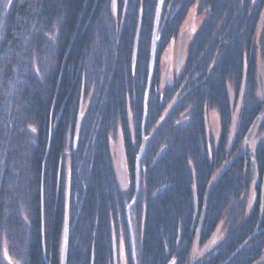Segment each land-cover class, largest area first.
<instances>
[{
  "label": "trees",
  "instance_id": "obj_1",
  "mask_svg": "<svg viewBox=\"0 0 264 264\" xmlns=\"http://www.w3.org/2000/svg\"><path fill=\"white\" fill-rule=\"evenodd\" d=\"M194 7L203 22L181 72L161 89L162 55ZM263 9L264 0H0V264H61L66 210V264H254L263 256L264 113L251 135L260 136L255 177L249 163L226 157L230 144L233 153L251 143L263 106L255 42L261 28L264 57Z\"/></svg>",
  "mask_w": 264,
  "mask_h": 264
},
{
  "label": "rangeland",
  "instance_id": "obj_2",
  "mask_svg": "<svg viewBox=\"0 0 264 264\" xmlns=\"http://www.w3.org/2000/svg\"><path fill=\"white\" fill-rule=\"evenodd\" d=\"M202 22H203V17L199 16L196 13L195 7L192 8V10L189 12V15H188L183 27H182V31L178 35L177 39L173 40L168 45V47L166 48L165 52L162 55L161 72H160V78L161 79H160V86H159L161 89H164L165 86H167L168 84H171L175 80V77H177L179 75V73L181 72V70H179L177 73L176 72L177 70H175V68H174L175 62H176L177 58H179L178 54L180 52V41H182V43H184V48L182 50L183 56L181 55L182 56L181 58L183 61V60H185L186 50H187L190 42L192 41V38L194 37V35L198 31V29L200 28ZM182 34L186 35L184 40L182 38V36H183ZM260 40H261V28H259L257 30V34L255 36V42H256V47H257L256 66H257L258 74H260L262 81H263V84H264V57L261 55L260 50H259ZM182 65H183V62L180 65V68H182ZM259 94H260V91H259ZM228 95H229L230 101L233 102V100L235 98H234L233 92L230 88H228ZM260 99H261V96H260ZM237 103H236V106L234 108V116L237 114L238 108H239L238 107L239 102H237ZM208 123L210 124V130H212V133L214 132L217 135L218 122H217V117L215 114H212L209 116ZM259 139H260V136H258V135L251 137V139H250L251 143L249 144V147L253 148V146L256 145V143L258 142ZM112 160H113L114 166H116L115 167L116 168L115 174H116L117 182L121 188H126L128 186L127 176L117 169V167H118L121 170V167H124L123 159H122V150L120 148V144L117 141V139H114V141L112 142ZM252 202H253V194H250L249 198L247 200L244 216H246L248 214V212L250 211ZM224 233H225L224 226H222V224H221V225H219V227L217 229V234H219L220 236L223 237ZM201 255H202L201 250H198V247H196L195 251H194V257L193 258L198 259ZM121 264H124L123 260H122Z\"/></svg>",
  "mask_w": 264,
  "mask_h": 264
},
{
  "label": "water",
  "instance_id": "obj_3",
  "mask_svg": "<svg viewBox=\"0 0 264 264\" xmlns=\"http://www.w3.org/2000/svg\"><path fill=\"white\" fill-rule=\"evenodd\" d=\"M114 4H115V2H114ZM155 36H156V30L153 33V40H152V46H151L148 85L150 83V78H151V75H152V69H153V65H154ZM138 37H139V28H138L137 35H136V40H135V45H134V53L136 52L137 43H138ZM258 82H259L260 96H261V98H263L264 97V84H263V81H262V78H261L260 74H258ZM147 95H148V86H147V90H146V94H145V101L147 99ZM263 113H264V104L261 107V109L258 112L256 118L254 119V121L252 122V124L250 126L249 132L247 133L248 140H249V138L251 137V135L253 133V130H254V127H255L256 123L258 122L259 118L262 116ZM144 116H145V114H144ZM78 123H79V120L77 121V124H76V129H75V134H74V141H73L74 144H76V139H77ZM143 124H144V118H143ZM143 124H142V127H143ZM145 143H146V138L143 137V135H142V144H141L140 149L138 151L137 160H136L135 179H134L135 197H134L133 201H135L136 195H137V192H138V162H139V159H140V157H141V155L143 153V150H144V147H145ZM245 147H246V149H245L246 152L245 153L248 156V163H249V167H250V172H251V174H252V176L254 178L255 177V171H256V165H255L253 148L249 147V141H248V145H245ZM164 151H165V148H162L161 151L156 156V158L154 159L153 164L156 163L159 160V158L163 155ZM161 191H162V189L158 190L155 195H157ZM67 209H68V197H67ZM128 211H129V208L126 209L127 220H129ZM196 219H197V210L195 208L194 224L196 222ZM202 221H203V209L201 211V215H200V218H199V221H198V224H197V229H196L197 237L199 236L200 231H201ZM129 230H130V236H131V241H132V249H133L134 248L133 247V238H132V231H131L130 226H129ZM68 233H69V228H68V210H66V221H65L63 238H62V246H61V264H66L67 263ZM255 235H256V232H254V234L252 236H250L248 238V240H246V242H244L234 254H236L244 245H246ZM254 264H264V255L261 256Z\"/></svg>",
  "mask_w": 264,
  "mask_h": 264
},
{
  "label": "flooded vegetation",
  "instance_id": "obj_4",
  "mask_svg": "<svg viewBox=\"0 0 264 264\" xmlns=\"http://www.w3.org/2000/svg\"><path fill=\"white\" fill-rule=\"evenodd\" d=\"M183 36H182V38H183V40L185 39V34H182ZM181 38V39H182ZM183 48H184V43H182V41H180V52H179V54H178V57L179 58H177V60H176V62H175V66H174V68H175V70H177L176 72L178 73V71L179 70H181L182 68H180V65L182 64V50H183ZM182 55V56H181ZM262 102H263V104H264V97L262 98ZM208 127H210V124L208 123ZM217 134H218V127H217ZM245 149H246V147H240L239 149H235L234 150V152L233 153H231L232 152V144H230V147H229V150H228V152L226 153L227 154V156L226 157H232L231 159V164L230 165H232L234 162H236L238 159H243V161L244 162H246V163H248V161H247V154L245 153L246 151H245ZM232 154H233V156H232Z\"/></svg>",
  "mask_w": 264,
  "mask_h": 264
}]
</instances>
